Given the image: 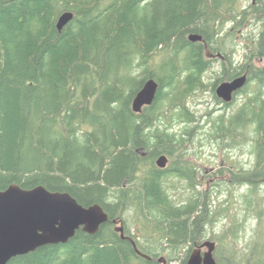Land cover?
<instances>
[{
    "label": "trees",
    "instance_id": "16d2710c",
    "mask_svg": "<svg viewBox=\"0 0 264 264\" xmlns=\"http://www.w3.org/2000/svg\"><path fill=\"white\" fill-rule=\"evenodd\" d=\"M243 1L0 0V190L44 186L84 207L99 204L110 217L95 235L79 230L67 244L8 264H159L164 254L186 264L207 228L228 215L197 192L185 152L201 128L188 99L208 88L204 77L217 59L214 96L224 81L246 74L248 83L236 95L246 97L240 108L210 115L208 134L219 148L250 146L253 168L232 165L226 185L246 187L245 216L258 225L242 252L223 242L229 234L238 240L237 226L218 237L215 258L264 264V0ZM67 11L75 17L59 32ZM251 25L238 63L236 37ZM192 34L203 41L190 42ZM148 79L159 83L157 98L137 114L132 101ZM181 124L195 127L179 134L173 128ZM162 155L173 160L168 168L156 166ZM171 177L197 194L176 202ZM129 213L147 244L126 227L125 235L150 259L115 231L113 220L124 223Z\"/></svg>",
    "mask_w": 264,
    "mask_h": 264
},
{
    "label": "water",
    "instance_id": "95a60500",
    "mask_svg": "<svg viewBox=\"0 0 264 264\" xmlns=\"http://www.w3.org/2000/svg\"><path fill=\"white\" fill-rule=\"evenodd\" d=\"M74 17L73 12L63 13L57 21V30L62 32ZM189 41L202 42L203 37L192 34ZM247 83L248 76L244 74L218 84L215 94L224 104H230ZM158 91L159 83L155 79L145 81L132 101V110L140 114L145 107L151 106ZM168 163L166 155L156 160L160 169L167 168ZM109 220V215L99 204L84 207L66 192H51L44 186L26 190L12 184L6 190H0V264H8L13 258L44 246L67 244L79 230L95 235ZM113 223L117 225L115 231L122 239L129 240L140 256L150 259L137 249L131 237L125 235L121 220H113ZM216 247L215 242L205 241L191 252L186 264H218ZM158 261L165 263L164 259Z\"/></svg>",
    "mask_w": 264,
    "mask_h": 264
},
{
    "label": "rangeland",
    "instance_id": "374dc122",
    "mask_svg": "<svg viewBox=\"0 0 264 264\" xmlns=\"http://www.w3.org/2000/svg\"><path fill=\"white\" fill-rule=\"evenodd\" d=\"M249 1H243L242 5L247 6ZM230 26L227 27V29ZM257 27L251 25L246 31L240 32L236 37V44L238 54L236 62L240 63L243 45L245 43V36L248 32L256 31ZM158 57L157 60H160ZM264 66V62L260 63ZM221 70V61L217 59L213 63L212 68L207 72L204 77L205 83L208 88L205 91H199L195 95L188 99V107L195 117L199 119L200 129H197L192 141L186 145V160L197 168L198 180L200 187L197 188V192H207L209 198L214 202L213 207L217 210L228 208V215L222 216L214 224L213 227H208L205 239L201 242L212 241L219 245L218 237L223 236L230 231L235 225L238 227V240H233L232 235H228L223 241L229 244H234L237 251H245L251 241L254 240L255 232H257V221L253 217L245 216L242 195L246 192V187H231L226 185L229 180V174L226 172L231 166H236L237 169L243 167L244 169H252L255 163L254 157L250 154V146L244 144L236 149L219 148L218 144L209 137L211 130V123L208 120L217 117L223 113L227 115L233 113L244 103L246 97L244 95H238L232 102L230 108L225 109L224 104L218 103L215 100L214 93L210 88ZM167 90V89H166ZM217 97V96H216ZM211 115V116H210ZM188 128V125H176L173 130L181 134V132ZM195 124L190 125V129L194 128ZM209 133V134H208ZM170 159V158H169ZM173 160L169 161L167 168L171 165ZM169 193L173 196L176 202H183L197 192L189 189L186 181L171 177L168 181ZM228 186V187H227ZM262 194H264V185L261 188ZM127 216V215H126ZM125 220V219H124ZM124 225L130 230V234L137 238L141 244H147L146 238L142 231V228L135 224L134 218L131 213L126 217ZM195 249L191 250V252ZM188 249H186L187 251ZM206 249L203 250L205 252ZM191 254V253H190ZM189 254V256H190ZM158 259H164L165 263L159 262V264H181V262H169L166 254L159 255Z\"/></svg>",
    "mask_w": 264,
    "mask_h": 264
},
{
    "label": "flooded vegetation",
    "instance_id": "af4514ba",
    "mask_svg": "<svg viewBox=\"0 0 264 264\" xmlns=\"http://www.w3.org/2000/svg\"><path fill=\"white\" fill-rule=\"evenodd\" d=\"M143 156H145V155H143ZM169 164V163H168ZM116 220V219H115ZM117 220H120V219H117ZM122 221V220H121ZM122 223H123V221H122ZM114 224V223H113ZM115 225V227L117 226L116 224H114ZM123 226H124V228H125V225H124V223H123ZM133 239V238H132ZM201 245V244H200ZM197 246H199V245H196L195 247H197Z\"/></svg>",
    "mask_w": 264,
    "mask_h": 264
},
{
    "label": "bare ground",
    "instance_id": "6f19581e",
    "mask_svg": "<svg viewBox=\"0 0 264 264\" xmlns=\"http://www.w3.org/2000/svg\"><path fill=\"white\" fill-rule=\"evenodd\" d=\"M184 48V47H183Z\"/></svg>",
    "mask_w": 264,
    "mask_h": 264
}]
</instances>
